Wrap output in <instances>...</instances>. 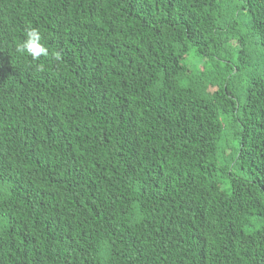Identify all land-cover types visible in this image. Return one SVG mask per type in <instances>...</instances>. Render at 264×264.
Masks as SVG:
<instances>
[{"label":"trees","instance_id":"trees-1","mask_svg":"<svg viewBox=\"0 0 264 264\" xmlns=\"http://www.w3.org/2000/svg\"><path fill=\"white\" fill-rule=\"evenodd\" d=\"M0 264H264V0H0Z\"/></svg>","mask_w":264,"mask_h":264},{"label":"rangeland","instance_id":"rangeland-1","mask_svg":"<svg viewBox=\"0 0 264 264\" xmlns=\"http://www.w3.org/2000/svg\"><path fill=\"white\" fill-rule=\"evenodd\" d=\"M187 60H190L191 61V63H195V64H200V62L198 61V60H192V59H190V57L189 58H187Z\"/></svg>","mask_w":264,"mask_h":264}]
</instances>
